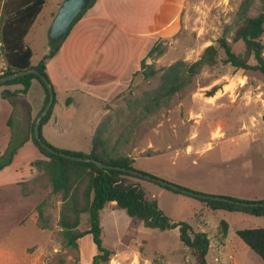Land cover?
Segmentation results:
<instances>
[{
    "label": "rangeland",
    "instance_id": "obj_1",
    "mask_svg": "<svg viewBox=\"0 0 264 264\" xmlns=\"http://www.w3.org/2000/svg\"><path fill=\"white\" fill-rule=\"evenodd\" d=\"M55 1L47 2L27 37L34 51V63H39L49 51L46 21ZM243 2L188 0L177 32L169 38L156 37L142 60L154 70L176 61L192 63L223 35L235 53H242L243 43H233L232 37ZM261 11L264 12V0H251L246 15L255 16ZM154 47L157 49L148 57ZM223 57L221 51L220 59L213 66L204 67L188 87L149 109L146 100L161 82L159 74L144 77L143 72L149 69L141 68V60L129 86L106 104L103 117L100 108L103 104L78 94L74 96L78 99L77 105H64V109L55 105L58 126L44 127L42 137L56 149L89 153L94 125L102 124L107 147L113 155L131 157L135 168L142 172L204 195L263 201L264 76L256 70L244 71L225 65L221 62ZM62 97L56 96V101L62 102ZM43 174L38 172L47 190L41 202V215L38 213V229L25 226L27 233L23 240L29 245L25 264H91L97 249L90 235L77 241L76 250L64 246L57 225L60 196L51 193ZM140 186L146 197L156 200L171 220L185 222L195 232L208 236L207 264H264L259 258L251 259L255 255L236 235L238 230L264 228V216L212 211L197 198L144 181ZM40 219L47 222L44 229ZM100 221L102 245L112 252L110 260L103 264H194V258L180 242L177 229L161 232L145 228L133 223L114 204H108L101 211ZM222 221L228 225L225 248L218 246ZM87 228L86 215H83L79 230Z\"/></svg>",
    "mask_w": 264,
    "mask_h": 264
},
{
    "label": "trees",
    "instance_id": "obj_2",
    "mask_svg": "<svg viewBox=\"0 0 264 264\" xmlns=\"http://www.w3.org/2000/svg\"><path fill=\"white\" fill-rule=\"evenodd\" d=\"M46 1L4 0L0 22V52L4 57L6 68L2 70L0 78L16 72L36 69L50 82L46 73V63L58 52L68 33L60 41H54L49 38V51L35 66L31 64L32 50L25 40ZM95 2L96 0H89L87 9L92 7ZM250 4L251 0H244L241 4L238 12L239 23L232 37L233 43H243L244 50L242 53H235L225 35H223L218 38L216 45L206 47L201 57L192 63L176 61L166 68L154 70L150 65H146L144 60L141 61V68L149 69L143 72L144 77H155L159 74L161 82L160 87L152 96L147 95L149 96L146 100L147 109L152 105L155 107L159 106L162 101L172 98L176 93L188 87L194 77L204 67L213 66L220 59L221 51L224 55L221 59L223 64L230 65L238 70H256L264 76V43L262 41L264 12L261 11L255 16H247L246 13ZM86 10L79 14L73 25L81 19ZM156 49V47L152 48L148 53V57ZM251 61L254 63L251 64ZM33 80H36L45 92L42 111L49 100V94L46 86L37 75L29 74L0 85H21L22 88L18 93L26 95ZM209 95L211 96L213 93L211 92ZM67 103H69V100ZM54 104L55 97L49 111L41 121L40 138L42 142L57 152H63L75 157L94 159L105 165L147 174L135 168V161L131 157L113 155L112 150L107 147L106 131L102 124L97 126L94 131L92 147L89 153L63 151L48 144L42 137L41 128L50 119ZM34 123L35 120L30 126V139L43 156V159L32 162L31 166L38 172L42 171L44 173L43 175L48 179V183L51 186V193L60 196L61 205L57 225L60 228V234L66 248L76 250L77 241L86 235H90L97 249V254L93 257L91 264L108 262L112 252L102 245L100 213L108 204L114 203L117 209L125 211L133 223L140 224L145 228L156 229L161 232L177 229L180 242L183 248L194 258V264H207L206 255L210 249L208 236L203 232H195L185 222H175L167 217L159 208L156 200L146 197L140 182L152 183L176 194H179L178 192L127 172L114 169L106 170L98 168L92 163L77 162L50 154L41 147L39 141L34 137ZM16 151V146L8 147L0 157V170L11 163ZM130 179L136 182H132ZM226 198L239 200L228 196ZM199 200L212 211L241 212L256 217L264 216V206L245 208L224 202ZM240 201L264 202V200ZM42 205L43 203L36 208L40 215ZM83 215H86V224L88 226L85 231L79 230ZM40 220L43 223L40 225L42 229L48 226L46 221ZM227 230V223L222 221L218 232L219 241H223L226 238ZM236 235L264 263V228L242 229L238 230Z\"/></svg>",
    "mask_w": 264,
    "mask_h": 264
},
{
    "label": "crops",
    "instance_id": "obj_3",
    "mask_svg": "<svg viewBox=\"0 0 264 264\" xmlns=\"http://www.w3.org/2000/svg\"><path fill=\"white\" fill-rule=\"evenodd\" d=\"M63 1L54 2V9L46 21V31L49 32ZM187 2L96 0L70 29L58 52L46 63V73L54 91V107L58 104L60 109H64V105H77L78 99L74 96L82 94L103 104L100 107L103 117L106 104L129 86L154 39L158 36L169 38L177 32ZM3 3L4 0L0 5L1 16ZM45 5L25 37L32 50L30 61L33 66L38 63L33 62L34 51L27 37ZM5 68L0 52V75ZM21 88V85H0V157L9 146L17 147L11 163L0 170V264L26 263L29 245L23 240L27 233L25 226L38 229L36 208L47 190L43 178L31 166L43 156L30 139V126L41 111L45 92L36 80L32 81L26 95L18 93ZM58 95H64L60 103L56 101ZM54 107L41 133L44 127L58 126L59 118ZM218 246L225 248V239H218ZM249 250L255 255L250 256L251 259L257 260L259 257Z\"/></svg>",
    "mask_w": 264,
    "mask_h": 264
},
{
    "label": "water",
    "instance_id": "obj_4",
    "mask_svg": "<svg viewBox=\"0 0 264 264\" xmlns=\"http://www.w3.org/2000/svg\"><path fill=\"white\" fill-rule=\"evenodd\" d=\"M88 5H89V0H64L62 2V5L58 9V12H57V14H56L51 26H50V29L48 32L49 38L51 40H54V41H60L61 39H63L65 37V35L68 33L70 27L73 25L74 21L79 16V14L81 12H83L84 10H86ZM29 74L37 75L42 80V82L44 83V85L46 86V88L48 90L49 100H48L47 104L45 105V107L43 108V110L37 116L35 123H34V137L39 141V143L41 144V147L43 149H45L47 152H49L50 154L57 155V156H60L62 158H66V159L77 161V162L92 163L95 166H97L98 168H102V169H106V170L114 169V170H120L122 172H127V173H130L132 175L143 178L145 180H148V181L157 183L161 186L172 189L173 191L178 192L180 194L190 196V197H194L197 199L224 202V203H228V204H232V205H236V206H241V207H245V208H255V207H263L264 206V202H244V201L233 200V199L221 197V196H209V195L196 193V192L188 190L186 188H181L180 186H178L176 184L169 183V182L164 181L162 179L152 177L148 174H144V173H141V172H138L135 170H128V169L120 168V167H113L110 165H105L102 162L96 161L94 159L75 157V156H72V155H69V154H66L63 152L55 151L53 148L48 146L46 143L42 142V140L40 138L41 121L45 117L47 112L49 111V109L53 103V100H54V91H53V88H52V85L50 84V82L38 70L30 69L27 71L16 72L14 74L1 77L0 78V84L12 81L14 79H17L19 77L26 76Z\"/></svg>",
    "mask_w": 264,
    "mask_h": 264
}]
</instances>
